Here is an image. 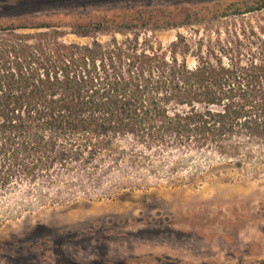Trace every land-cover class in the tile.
Returning a JSON list of instances; mask_svg holds the SVG:
<instances>
[{"label": "trees", "instance_id": "16d2710c", "mask_svg": "<svg viewBox=\"0 0 264 264\" xmlns=\"http://www.w3.org/2000/svg\"><path fill=\"white\" fill-rule=\"evenodd\" d=\"M65 35L48 24L0 28V196L43 202L74 173L96 187L113 171L151 173L174 152L264 174L263 43L246 54L199 44L190 64L183 38L162 54L137 38Z\"/></svg>", "mask_w": 264, "mask_h": 264}, {"label": "rangeland", "instance_id": "374dc122", "mask_svg": "<svg viewBox=\"0 0 264 264\" xmlns=\"http://www.w3.org/2000/svg\"><path fill=\"white\" fill-rule=\"evenodd\" d=\"M39 1L0 0V28L48 24L80 44L137 38L162 54L183 38L190 64L199 44L242 54L264 44V9L248 12L259 0ZM163 162L96 187L74 173L43 202L0 196V264H263L264 174L207 152Z\"/></svg>", "mask_w": 264, "mask_h": 264}]
</instances>
